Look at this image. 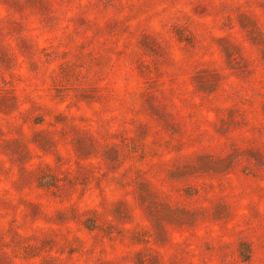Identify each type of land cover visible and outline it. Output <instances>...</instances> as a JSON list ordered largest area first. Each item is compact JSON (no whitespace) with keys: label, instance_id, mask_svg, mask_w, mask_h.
<instances>
[{"label":"rangeland","instance_id":"1","mask_svg":"<svg viewBox=\"0 0 264 264\" xmlns=\"http://www.w3.org/2000/svg\"><path fill=\"white\" fill-rule=\"evenodd\" d=\"M0 264H264V0H0Z\"/></svg>","mask_w":264,"mask_h":264}]
</instances>
